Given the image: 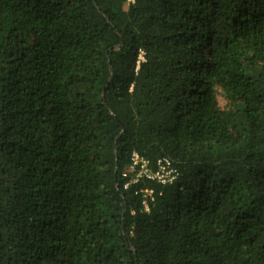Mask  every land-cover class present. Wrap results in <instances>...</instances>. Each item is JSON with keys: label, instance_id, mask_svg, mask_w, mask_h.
<instances>
[{"label": "trees", "instance_id": "1", "mask_svg": "<svg viewBox=\"0 0 264 264\" xmlns=\"http://www.w3.org/2000/svg\"><path fill=\"white\" fill-rule=\"evenodd\" d=\"M0 264H264V0H0Z\"/></svg>", "mask_w": 264, "mask_h": 264}, {"label": "built area", "instance_id": "2", "mask_svg": "<svg viewBox=\"0 0 264 264\" xmlns=\"http://www.w3.org/2000/svg\"><path fill=\"white\" fill-rule=\"evenodd\" d=\"M131 2L132 0H128ZM142 59V57H140ZM133 175V182L139 179L148 181H155L160 185L172 183L176 179V171L172 168L171 162L168 159H160L156 163L154 171L148 168L147 162L138 157L136 154L132 155L130 168L123 174ZM127 187V185L125 186Z\"/></svg>", "mask_w": 264, "mask_h": 264}, {"label": "rangeland", "instance_id": "3", "mask_svg": "<svg viewBox=\"0 0 264 264\" xmlns=\"http://www.w3.org/2000/svg\"><path fill=\"white\" fill-rule=\"evenodd\" d=\"M217 101H218L219 108L221 110H224L225 109V102L223 101V99L221 98L220 95L217 96Z\"/></svg>", "mask_w": 264, "mask_h": 264}]
</instances>
